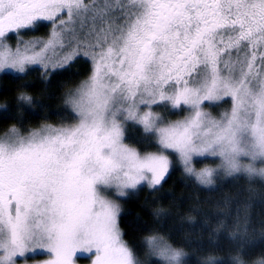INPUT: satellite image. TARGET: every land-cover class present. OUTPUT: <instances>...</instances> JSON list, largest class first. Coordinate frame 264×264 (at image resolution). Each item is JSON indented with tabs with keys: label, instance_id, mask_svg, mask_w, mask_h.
Returning <instances> with one entry per match:
<instances>
[{
	"label": "snow or ice",
	"instance_id": "snow-or-ice-1",
	"mask_svg": "<svg viewBox=\"0 0 264 264\" xmlns=\"http://www.w3.org/2000/svg\"><path fill=\"white\" fill-rule=\"evenodd\" d=\"M0 73L25 82L0 103L15 121L0 130V264H142L121 214L145 188L159 227L143 255L189 264L164 227L183 202L157 199L177 170L197 191L247 190L191 209L186 243L208 231L198 264H264L248 215L264 206V0H0ZM34 74L67 88L56 123L26 91Z\"/></svg>",
	"mask_w": 264,
	"mask_h": 264
},
{
	"label": "trees",
	"instance_id": "trees-1",
	"mask_svg": "<svg viewBox=\"0 0 264 264\" xmlns=\"http://www.w3.org/2000/svg\"><path fill=\"white\" fill-rule=\"evenodd\" d=\"M35 35H43V33H35ZM32 83L29 84L26 91L29 95L38 98V102L47 106L49 113L52 115L51 122L56 123L55 113L60 110L63 105L62 96L67 88L61 82H53L51 85H45L39 82L38 75L34 74L29 77ZM23 80L13 79L11 76H5L0 74V103H3L6 99L11 100L17 96L18 89L21 84H24ZM74 83V81H73ZM71 86L70 84L68 85ZM41 113L39 110L33 111L31 109H25L24 126H35L40 122ZM15 121H0V130L9 126L10 123ZM246 186L243 183H235L225 181L224 189L221 192L208 193L205 189L197 191L194 188L186 187L184 181L181 179V173L177 170L164 185V196L161 198L159 194V206L164 208H172L173 198L176 201H182V210L177 215L173 208V220L164 227L169 226L175 228L172 239L177 245L183 246L184 250L188 253L185 258L189 261V264H198L200 257L206 255V250L201 251L198 248L204 247L209 243L208 231L204 232L191 231L187 235V240L191 241L190 244L186 243L185 234L183 229H188L186 217L191 214V209L194 206H199L201 213H214L216 211L215 205L218 201L222 200L224 196H232L240 198L242 194L246 193ZM199 198V199H198ZM258 199V198H257ZM124 211L122 212L121 227L125 233V239L129 242L134 249L141 250L140 260L142 264H159V262L152 258L151 261H147L143 255L142 238L146 236L151 230L159 227L158 222L153 219L152 209L157 206L156 201L148 189L140 191L138 194L131 195L128 198H124ZM248 215L251 220V228H255L258 232L264 227V206H261L258 202L253 203V206L248 210ZM184 218L183 224L180 223ZM203 220L202 215L197 216V224ZM222 245L227 248L230 244V239L226 235L220 237Z\"/></svg>",
	"mask_w": 264,
	"mask_h": 264
},
{
	"label": "rangeland",
	"instance_id": "rangeland-1",
	"mask_svg": "<svg viewBox=\"0 0 264 264\" xmlns=\"http://www.w3.org/2000/svg\"><path fill=\"white\" fill-rule=\"evenodd\" d=\"M0 74H3V73H0ZM44 258H45L44 256H37L35 257V260H42ZM29 264H34V261H30ZM78 264H90V260L85 255L81 254L79 255V258H78Z\"/></svg>",
	"mask_w": 264,
	"mask_h": 264
}]
</instances>
